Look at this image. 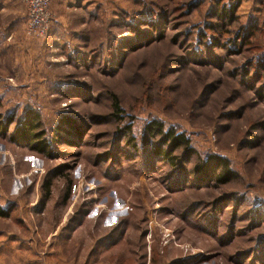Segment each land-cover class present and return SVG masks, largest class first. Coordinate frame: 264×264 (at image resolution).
Returning <instances> with one entry per match:
<instances>
[{
  "label": "rangeland",
  "instance_id": "obj_1",
  "mask_svg": "<svg viewBox=\"0 0 264 264\" xmlns=\"http://www.w3.org/2000/svg\"><path fill=\"white\" fill-rule=\"evenodd\" d=\"M214 8V0H50L49 30L35 38L26 2L0 6V114L12 117L0 133V204L9 207L0 264H264V2L240 0L239 21L222 20L208 59ZM245 22L256 29L229 51ZM144 31L151 37L140 39ZM123 37L140 40L129 48ZM28 109L48 138L63 113L86 128L45 156L9 137ZM153 120L190 139L192 152L171 155L183 169L142 157L156 141L145 135ZM211 154L237 176L185 189L170 181L185 171L197 185L195 166Z\"/></svg>",
  "mask_w": 264,
  "mask_h": 264
},
{
  "label": "trees",
  "instance_id": "obj_2",
  "mask_svg": "<svg viewBox=\"0 0 264 264\" xmlns=\"http://www.w3.org/2000/svg\"><path fill=\"white\" fill-rule=\"evenodd\" d=\"M214 1H215V8H214V11L210 14V16L212 15L215 19H217V21L208 23L205 29L206 31H215L216 35L214 33L211 34L209 42L208 43L205 42L208 47L207 48L208 51H210L209 50L210 48L219 46L218 43L216 42L217 41L216 39H219L220 34L222 33L220 32L224 26L223 25L224 23L223 24L221 23L223 22L222 20L224 19H226L227 21L228 19L238 20L237 16H235V11H236L237 6L239 5L240 0H214ZM260 1H262V3L264 2V0H260ZM145 21L148 22V24H152L154 27H158L157 24H159V21H156V20L152 21L149 19L138 20V22H141V23ZM251 21H253V19H251ZM135 23H137V21H135ZM255 29L256 28L253 22L243 23L241 25V28L235 32V36H234V37L239 36V39H241L240 40L241 42L236 43L235 38H232L230 41L228 40L229 41L228 44L227 43L225 44L226 47L229 49V51L235 50L234 47H237L238 49L239 46H241V44L244 43L246 36L248 37L250 33H253V30ZM140 34H141L139 35L140 39L146 36L151 37V35H148V32L146 31L141 32ZM139 38L123 37L119 39L118 41L121 42L120 43L121 45L125 44L129 48H134L135 43L140 40ZM208 44L213 45V46L210 47ZM220 45H223V44H220ZM197 53L196 55H199L201 59L203 60L204 54L203 53L200 54L199 51ZM205 54L208 59L213 58L211 51ZM120 56H121V52H120ZM121 60H122V56L119 57V59H117L116 61L120 62ZM112 109H114V112H112L113 116H118L119 113L121 112V109L119 108L118 101L116 98H113ZM74 118L78 120V116L74 115L73 113L68 112V113L61 114L58 120V123L55 125V127H53L52 134L48 138L47 136L48 134L45 132L43 128H41V121H40L39 113L33 109H28L23 114V118L21 122L18 124V126L14 128L13 132L9 134V137L14 143H18L21 145L24 144L27 147H29L31 150L38 151L40 152V154H43L45 156H50L51 151H54L53 146H52L53 144H57L61 142V139L67 140V137H69V135L70 136L72 135L73 137L75 136L81 137L83 135L84 130L86 128L83 125L84 121L78 120L79 121L78 122ZM11 121H12L11 116H7L5 118V117H2L0 114V133L1 134L3 135L8 134L9 125H11L10 124ZM126 130H127L126 133L129 135L131 132L130 126H127ZM145 133H146L145 134L146 136L151 137L152 135L154 138H156V141L154 142V144H152L151 148L149 149L147 148V150H150V151L145 150V152L142 154V157L146 155V153L150 152L152 153L151 155H153L154 157L162 158L163 160L171 162L172 163L171 165L176 166V164L174 163L175 161L172 160L173 156H171L174 150L182 149L181 151H183V153L192 152V146H191L190 139L185 133L176 132V131H173L172 129H164L161 122L154 121V120L149 121L146 124ZM128 138L130 140H133L131 135L128 136ZM141 143L146 145L147 144L146 139L143 138L141 140ZM160 144L163 145L164 147L163 146L160 147ZM142 148L144 149V147ZM176 167H177V170H179V168H182L183 166L177 165ZM195 171L197 174V176H195L197 185L192 184L193 179L191 183L187 182V178L189 177L185 174V171H183V174L180 176H176V177L173 176L170 181L171 182L173 181L175 184L180 183L181 185L179 189H185L187 187L191 188L192 186L196 188L200 186L202 187L203 185L206 186L210 184V181H211V184L214 183V181L216 183H221V182L227 181L230 178H234L235 176H237L235 171H233L230 168L228 160L226 158L221 157L219 155H214V154L207 156L205 159L200 158L199 164L195 166ZM49 185H50L49 181H46L45 183H43L44 199L49 196V187H50ZM234 195L230 194V197H233ZM198 203L199 205H203L201 201ZM250 209H251L250 210L251 212L255 213L256 210L259 208L256 206H253V208H250ZM263 209H264V204H263ZM8 211H9V207L3 208L0 204V216L1 217L7 216ZM113 233L111 234V236L113 235Z\"/></svg>",
  "mask_w": 264,
  "mask_h": 264
},
{
  "label": "built area",
  "instance_id": "obj_3",
  "mask_svg": "<svg viewBox=\"0 0 264 264\" xmlns=\"http://www.w3.org/2000/svg\"><path fill=\"white\" fill-rule=\"evenodd\" d=\"M26 2L28 8V19L26 34L35 38H44L49 30V21L47 5L50 0H23ZM30 8H32V16L30 15ZM37 12V16H34ZM37 21V22H36Z\"/></svg>",
  "mask_w": 264,
  "mask_h": 264
},
{
  "label": "crops",
  "instance_id": "obj_4",
  "mask_svg": "<svg viewBox=\"0 0 264 264\" xmlns=\"http://www.w3.org/2000/svg\"><path fill=\"white\" fill-rule=\"evenodd\" d=\"M7 0H0V6H2L4 3H6Z\"/></svg>",
  "mask_w": 264,
  "mask_h": 264
}]
</instances>
